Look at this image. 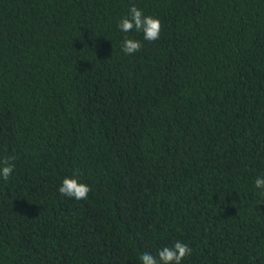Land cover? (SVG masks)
<instances>
[{
    "label": "trees",
    "instance_id": "trees-1",
    "mask_svg": "<svg viewBox=\"0 0 264 264\" xmlns=\"http://www.w3.org/2000/svg\"><path fill=\"white\" fill-rule=\"evenodd\" d=\"M4 157L0 264H264V0H0Z\"/></svg>",
    "mask_w": 264,
    "mask_h": 264
},
{
    "label": "clouds",
    "instance_id": "clouds-1",
    "mask_svg": "<svg viewBox=\"0 0 264 264\" xmlns=\"http://www.w3.org/2000/svg\"><path fill=\"white\" fill-rule=\"evenodd\" d=\"M117 26L120 31L124 33L133 30L142 33L143 39L148 42L159 39L162 27L158 18L145 15L143 11L135 5L130 6L128 15L122 17ZM141 47L142 44L139 40L127 36L123 39L121 44V50L126 55L135 54L140 51ZM14 168L15 165L11 162V158L4 157L0 159V178L4 181H8L13 174ZM76 175L77 174L74 173L73 177H64L58 188V192L62 196H67L76 200H86L91 189L87 184L78 182V179L75 178ZM254 183L256 188L264 189V177H258ZM191 253L192 249L189 245L177 241L171 247H163L158 250L155 256L145 252L139 259L141 264H181V261L185 257L190 256Z\"/></svg>",
    "mask_w": 264,
    "mask_h": 264
}]
</instances>
